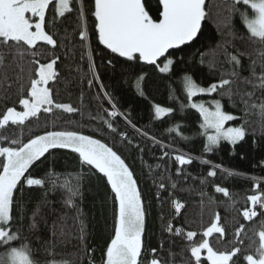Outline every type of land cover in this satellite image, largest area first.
<instances>
[{"label": "trees", "instance_id": "trees-1", "mask_svg": "<svg viewBox=\"0 0 264 264\" xmlns=\"http://www.w3.org/2000/svg\"><path fill=\"white\" fill-rule=\"evenodd\" d=\"M80 2L74 0L77 6ZM93 3L94 0H84V22L78 18L74 8L65 17L57 19L55 28L46 26V30L58 41L56 49L43 45V42H39L35 49L46 51L49 56L53 53L60 56L55 66L58 78L50 81L49 87L56 103L69 104L75 111L69 113L56 108L50 113L41 111L38 117L29 118L23 125H10L5 135L26 143L30 137L42 135L45 131L71 130L112 147L129 165L141 192L145 210L144 252L147 258H151L149 250L156 248L157 256L168 261V264H173V261L174 264H187L191 256L188 250L191 242L187 240L186 233L195 231L197 236L193 239L199 241L204 230L219 214L220 225L225 229L224 235L221 237L219 233H213L207 239L221 251L241 248V252L234 257L235 264H247L244 256L256 254L258 233L264 230V209L259 205L256 206L257 216L251 220H245L242 215L245 209L252 208L247 197L258 191L264 192V127L255 110L245 115L244 106L238 97L234 96L230 100L223 94L224 90H218L211 97L220 100L223 110L236 117L230 123L245 126L246 135L236 144L223 140L212 151H206L205 130L200 127L202 116L189 106L182 78L187 74L198 85L209 87L219 81L222 74L228 78L227 73L231 71L223 48L212 54L218 44L228 42L229 52L239 49L250 53L253 59L257 58L258 50L264 49V45L239 38L248 36L239 14L232 18L235 36L229 35L228 29L218 23V20L227 16L226 8L231 0H206L209 16L202 25L198 39L181 49L170 50L177 63L171 72L160 73L155 66L143 62H125V58L111 53L99 43L98 34L94 31V17L91 15ZM157 7L158 0H146V10L153 18H156ZM50 19L46 15V20ZM82 23H86L89 30L87 42H82L78 34ZM200 53L205 54L203 63ZM89 55L94 63L91 69ZM28 59L17 62L24 66L23 78L19 81L16 74L20 69L17 63L11 62V56L6 58L5 64L0 65V118L8 107L23 111V106L19 104L22 98L19 88L23 84V98H26L30 86ZM109 60H112L111 65L108 64ZM249 62L247 56L243 58L245 70L241 76L249 75L246 70ZM213 63L214 67L211 66ZM142 74L144 79L138 88L137 79ZM89 80L92 81L91 85ZM231 87L234 91L251 90L250 86L239 81ZM260 95V92L256 93L257 97ZM113 105L117 115L110 116ZM155 105L173 111L158 118ZM105 121L111 122L116 132H112ZM120 133H126L127 139L121 137ZM0 146H10L9 141L0 139ZM50 153H46L29 169L34 178L45 179V187H25L21 201L25 207H14V220L16 213L26 214L23 232L27 237L25 242L38 248L39 244L35 236L29 233L27 224L31 221L32 210L39 208L48 221V226L42 221L38 226L37 234L42 238H49V226L58 218L66 226L67 238L55 244L57 260L68 259L71 264H104V252L114 236L118 210L107 178L94 167L82 165L79 154L70 149H52ZM178 154L190 156L192 163L180 165L175 160ZM215 165H220V168H215L216 176L209 177L207 174ZM229 172L233 174L229 175ZM78 177L82 185V199L77 198L76 207L66 206L65 191L62 188L53 190L49 181L56 179L58 184H63L65 181L74 182ZM161 183L165 185L164 189L159 188ZM216 185L227 188L229 196L216 192ZM16 195L19 197L20 193ZM45 201L48 202L47 206H43ZM173 201L184 205L179 214L175 212ZM78 215L85 226L83 241L78 239ZM169 223L174 228L182 229L184 235L169 233L166 230ZM241 225H244L241 233L243 243L237 242L235 237L236 229ZM3 251L4 246L0 245V253ZM206 254V251L201 253L202 260L204 264H210ZM44 256L43 249H40L38 258L43 260Z\"/></svg>", "mask_w": 264, "mask_h": 264}, {"label": "snow or ice", "instance_id": "snow-or-ice-1", "mask_svg": "<svg viewBox=\"0 0 264 264\" xmlns=\"http://www.w3.org/2000/svg\"><path fill=\"white\" fill-rule=\"evenodd\" d=\"M74 8L78 13V18L84 22L86 19L84 0H81L78 6L74 0H0V65L5 64L8 56L12 57V63L29 58L27 63L30 73V86L27 89L26 98H23L25 94L23 84L19 88L22 96L19 104L23 106V111L8 107L0 118V139L7 140L10 144L7 147L0 146V158H2L0 159V245L4 246L3 253H0V264H71L68 259L57 260L55 258L57 255L56 242L58 240L62 242L68 234L62 220L58 218L52 222L49 226L50 236L44 239L37 234V229L41 221L45 226H48V221L44 218L41 209L32 210L31 221L27 224V228L29 233L35 236L39 244L38 248L25 242L27 237L23 235V232L26 214L16 213L14 220V207H25L21 203L25 187H45V179L34 178L29 169L45 157L46 153L51 154L52 149H70L78 153L82 165L94 167L107 178V183L114 194V201L118 204V210L115 215L114 236L111 237L110 243H107L104 252V264H168V261L157 256L156 248L149 250L150 259L145 256L143 240L145 210L141 192L129 165L112 147L91 136L71 130L45 131L42 135L36 134L30 137L26 143L19 138H10L9 135H5L10 125H23L29 118L38 117L41 111L50 113L53 108L63 109L69 113L75 111L69 104L56 103L52 89L49 87V82L58 78L55 66L60 56L54 53L49 56L46 51H35L39 42L51 46L52 49L58 47L57 39L46 30V26L55 28L57 19L65 17V14L71 13ZM92 8L94 31L98 34L101 45L118 57L125 58V62H143L155 66L160 73L172 71L177 60L172 57L170 50L181 49L182 46L191 45L196 41L202 32L204 21L209 16L206 10V0H158L156 18H153L146 10V0H94ZM247 9L251 10V14ZM226 11L227 16L218 20V23L228 29L229 35H236L232 28V18L239 14L248 33L247 37L239 38L264 45V0H231ZM46 15L51 19L46 20ZM78 34L82 42L89 40L86 23H82ZM227 43L218 44L216 49L212 50V54L215 55L218 49L223 48L226 62L231 67V71L227 73L228 78H224L222 74L219 81L204 88L198 85L191 76L185 74L182 84L187 99L191 102L192 98L199 94H211L224 90L223 94L227 95L230 100L234 96L239 98L244 106L245 115L255 110L264 127V49L258 50L257 58L253 59L250 53L239 49L229 52ZM200 55L201 63H203L205 54L200 53ZM246 56L250 61L246 69L249 75L241 76V72L245 70L242 60ZM162 57L164 59L161 61ZM89 60L91 69L94 67L91 55H89ZM108 64L111 65L112 60H109ZM211 66L214 67L215 64ZM17 67L20 69L16 74L17 81H19L23 78L24 66L17 63ZM7 79V74H5V80ZM143 79V74L138 77V88ZM237 81L250 86L251 90L237 89L234 91L231 86ZM91 83L92 81L89 80L90 85ZM257 92L261 93L259 97L256 96ZM141 94H143L142 90ZM105 95L108 94L105 93ZM212 104L214 109L205 107L203 102H191L189 105L203 118L200 127L205 130L204 135L207 139L205 150L209 152L221 140L236 144L246 135L244 125L225 128L226 122L236 117L223 110L220 100H213ZM112 107L113 111L109 115H117L115 105ZM154 108L158 118L173 111L171 108L160 105H155ZM105 123L112 132H116L111 122L105 121ZM132 126L135 127V125ZM208 130H212V133L209 134ZM120 135L127 139L126 133H120ZM152 139L155 140V137ZM128 143L130 144L131 141ZM175 160L180 165L192 163V158L185 154L176 155ZM204 163L209 162L204 161ZM215 168H220V165H215L213 170L208 172L209 177L216 176ZM26 173H28L27 176ZM49 182L53 190L62 188L65 191L66 206L76 207L77 198L82 199V185L79 177L74 182L65 181L63 184H58L56 179H50ZM172 186L175 187L174 184ZM159 188L164 189L165 185L161 183ZM215 191L229 196V191L225 187L216 185ZM17 192L20 193L19 197L16 195ZM247 199L251 202L252 208L245 209L242 215L245 220H251L258 214L257 205L264 209V192L258 191L248 196ZM47 204L48 202L45 201L43 206ZM173 204L176 214H179L184 205L179 201H173ZM77 219L80 221L78 239L83 241L85 240V226L79 215ZM13 224H16V227H13ZM166 230L176 235H184L182 229L174 228L171 223L167 225ZM243 230L244 225H241L235 232L239 243H243L241 240ZM224 232L225 229L220 225L219 214L204 230L199 241L193 239L197 236L195 231H188L186 238L191 242L188 249L191 256L187 264H204L201 256L203 251L207 252L206 260L210 264H235L234 257L241 252V248L233 247L231 250L221 251L214 248L207 239L213 233H219L222 237ZM258 237L259 246L256 254L244 256L247 264H264V230L259 231ZM17 243L19 246H14ZM40 249H43L45 254L43 260L38 258ZM88 251L90 252L91 249Z\"/></svg>", "mask_w": 264, "mask_h": 264}, {"label": "rangeland", "instance_id": "rangeland-1", "mask_svg": "<svg viewBox=\"0 0 264 264\" xmlns=\"http://www.w3.org/2000/svg\"><path fill=\"white\" fill-rule=\"evenodd\" d=\"M247 11L249 12V14H251V10L250 9H247ZM204 88H207V87H204ZM211 95H212V93L211 94H207V93L199 94V95L196 96L197 98L193 97L191 102H196V103L203 102L205 104V107H209L210 109H214V105L212 104V101L213 100H217V99L212 98ZM191 102L189 101L188 104L190 105ZM202 123H203V118H202ZM227 127H240V126H236V125L230 123V121H228L225 124V128H227ZM208 131H209V134L212 133V130H208ZM221 141H223V140H221ZM224 141H227V140H224ZM206 257H207V254H206Z\"/></svg>", "mask_w": 264, "mask_h": 264}]
</instances>
